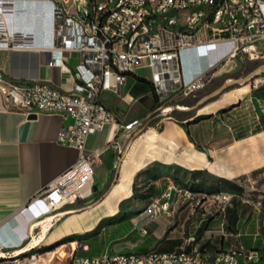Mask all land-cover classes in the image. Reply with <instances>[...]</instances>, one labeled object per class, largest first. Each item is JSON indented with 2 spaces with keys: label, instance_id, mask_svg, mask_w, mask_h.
Wrapping results in <instances>:
<instances>
[{
  "label": "crops",
  "instance_id": "0c3cea01",
  "mask_svg": "<svg viewBox=\"0 0 264 264\" xmlns=\"http://www.w3.org/2000/svg\"><path fill=\"white\" fill-rule=\"evenodd\" d=\"M5 1L6 11L0 17V28H5L13 41L5 46L6 36H1L0 67L8 76L20 81H42L62 91H74L76 77L63 71L59 62L63 55L65 64L73 70L79 62V54L64 51L60 55L52 50V4L42 0ZM256 45L263 54L258 66L249 67L255 60L239 55L227 65L240 70L236 76L208 77L195 93L174 95L169 111L176 109L184 119L167 111L143 130L127 131L120 137L118 143L123 157L119 163L116 162L118 149L108 145L116 139L118 123L125 125L154 111L152 87L148 84L152 103L138 111L135 104L139 97L133 90L139 81L135 76L128 77L121 96L103 91L102 98L115 121L91 134L87 141L88 149L101 150L94 179V193L100 194L92 202H84L88 204L83 207L75 208L78 200L55 214H49L45 206L33 205V202L79 158L78 149L59 140L60 131L69 126L73 118L55 112H40L29 117L20 109L6 107L0 100V252L17 250L37 229L42 234L44 224L40 222L48 215L52 219L44 240L54 242L71 235H84L89 232L91 222L83 230H77L75 224L84 218L91 220L94 216L91 211L113 191H116L117 207L110 216L117 215L122 200L131 196L138 176L155 179L180 170L191 175L205 172L219 179L220 188L233 187L238 192L232 194L236 198L233 197L230 204L219 205L218 212L210 218L204 216L202 209L194 213L186 206L172 217L164 213L152 216L145 209L131 217L136 230L141 226L148 230L136 247L139 252L173 251L181 246L188 250L198 248L208 252L211 264H215L216 253L208 249L207 234L221 232L225 235V225L238 227L243 221L258 218L255 210L251 215L240 211L239 199L246 190L245 182L249 181V189L264 193V113L260 110L264 102V77H251L264 66V36L256 39ZM222 50L209 57H200L199 51H184L183 78H196ZM49 61H57V64ZM146 78L150 80L151 76ZM255 79L259 80L257 88L252 86ZM182 98L191 103L178 104ZM198 180H186V183L197 184ZM191 236L195 239L189 240ZM225 242L221 237L219 244L224 249ZM68 248L72 251V246Z\"/></svg>",
  "mask_w": 264,
  "mask_h": 264
},
{
  "label": "built area",
  "instance_id": "2783aa9c",
  "mask_svg": "<svg viewBox=\"0 0 264 264\" xmlns=\"http://www.w3.org/2000/svg\"><path fill=\"white\" fill-rule=\"evenodd\" d=\"M42 1L52 4V50L60 55L64 51L79 54V62L73 70L65 64L63 55L59 62L63 71L76 77L77 88L62 91L42 81H20L8 76L0 67V100L6 107L20 109L27 115L55 112L73 118L72 123L60 131L59 140L78 149L79 158L45 187L33 202V205L47 207L48 212L87 199L94 193L101 150L88 149L87 141L91 134L115 121L114 114L102 98L103 91L121 96L128 77L139 75V68H150V81L157 96L173 97L177 92L190 95L205 85L208 77H214L239 55L253 60L263 58L256 39L264 36V0ZM6 2L0 0V17L6 11ZM2 35L6 36L4 45L9 46L13 39L3 27L0 28V43ZM221 48L222 54L210 61L196 78H183L184 51H199L200 57H209ZM226 60L230 62L225 63ZM49 63L53 65L57 61ZM258 83L259 80L255 79L252 86L257 88ZM169 109L168 106L164 110ZM260 110L264 113V102ZM153 113L125 125L118 123L116 139L108 145L118 149L117 163L123 157L118 139L127 131L143 130L145 120ZM164 196L166 200H154L149 204L147 209L152 216L158 213L174 216L180 197L190 202L193 211L209 197L190 185H172ZM212 196L213 202L219 205L230 204L233 198L232 193L224 190ZM244 201L258 211L264 206L259 198L248 196ZM203 214L206 216V211ZM137 232L148 234L144 226ZM194 239V236L189 238ZM81 248L88 250V243H83ZM238 259L255 261L258 253L230 248L214 257L215 264H237ZM0 264H4L1 259ZM70 264H211V256L205 250H188L181 246L177 250L163 252L74 254Z\"/></svg>",
  "mask_w": 264,
  "mask_h": 264
},
{
  "label": "rangeland",
  "instance_id": "374dc122",
  "mask_svg": "<svg viewBox=\"0 0 264 264\" xmlns=\"http://www.w3.org/2000/svg\"><path fill=\"white\" fill-rule=\"evenodd\" d=\"M261 59L255 60V62L249 64V67H255L261 64ZM229 60H226L225 63H229ZM240 70H234L233 67L225 65L221 68L214 77H234ZM137 74L150 77L151 69L150 68H139L137 69ZM251 77H264V66H260ZM152 93L153 89L151 88ZM134 94L139 97L137 103L135 104V111L140 110L141 108H146L152 103V97L150 94V87L147 83L139 81L134 90ZM193 99V98H191ZM158 106L155 108L154 113L145 120V126L154 123L158 120L164 113L166 109L174 100L175 97L157 96ZM153 111V110H151ZM169 111V110H168ZM198 178L199 182L197 184L186 183V180H192ZM154 180L152 184L154 185L153 191L145 189L143 185V179L141 184L137 185L136 190L132 191L131 196L124 198L120 205L118 206L119 213L117 215L112 214L111 212L114 208L117 207L115 202L114 195L116 191H113L109 197H107L102 204L95 207L91 213L94 215L91 220L87 221L85 218L80 221V223L75 224L77 230H83L87 226L88 222H91L89 225V232L84 235L77 236H67L60 240L49 242L48 240H42L35 248L32 250L22 252L18 254V250L31 241L38 239L41 236L40 229H37L31 236L28 238L20 248L15 249L12 252L6 253L5 256L1 257V261L4 264H30L31 260H39L42 264H70L74 254L80 253V255L94 256L99 255L105 252L110 253H121V252H139V249L136 247L137 242L142 240L145 235H142L137 232L136 226H134L133 219L131 217L140 214L145 209L147 210L149 204L154 200L164 201L166 197L164 194L167 192V189L173 184H180L181 186L190 185L196 190H202L207 192V188L213 189V192H218L221 189L228 191L230 193L237 192L233 187H222L217 188L216 182L211 181V177L205 172H196L188 174L187 172L180 170H172L167 172L165 175L157 178H151ZM137 178L134 181V186L136 184ZM248 182L246 184V190L241 193L242 197L239 199L240 211L243 213H249L250 215L254 213L258 215L253 221H243L238 227L224 226V233L221 232L209 233L207 239L208 249L211 252L218 253L220 251L230 249V248H240L245 249L247 252L255 251L258 253V259L255 261H246L244 259H238L237 264H264V206L258 211L252 204L244 201L246 197L259 198L264 200V193L257 192L254 189H249ZM127 188L128 185H127ZM238 193V192H237ZM100 193H93L87 199H83L75 207H83L88 203L86 201L92 202ZM202 197V196H201ZM233 197L236 198L235 195ZM192 209L189 201H183V198L180 197L177 205L175 206V216L184 208ZM202 209L201 212L206 211V218H210L212 214H216L220 206L217 202H213L212 194H209V197L205 198V202L202 206L198 205L194 213ZM65 209L55 210L49 214H55ZM149 215L152 213L147 212ZM124 214V215H123ZM115 215V216H113ZM123 215V216H121ZM121 216V217H120ZM124 217V218H122ZM147 228V227H146ZM233 233V234H231ZM226 240L225 247L220 246V238ZM214 242H210L213 240ZM75 241L74 243H72ZM83 243H88L90 249L88 251H83L81 245ZM72 246V251L68 247ZM77 247V248H76ZM35 255V256H34Z\"/></svg>",
  "mask_w": 264,
  "mask_h": 264
},
{
  "label": "trees",
  "instance_id": "16d2710c",
  "mask_svg": "<svg viewBox=\"0 0 264 264\" xmlns=\"http://www.w3.org/2000/svg\"><path fill=\"white\" fill-rule=\"evenodd\" d=\"M183 56V55H182ZM182 61H183V58H182ZM135 76V78L138 80V81H141V82H145L147 84H149L151 87H152V84H151V81L149 79H147L146 77H143V76H139V75H133ZM153 98H154V103L152 105V109H155L157 106H158V100H157V95L155 93H153ZM191 102L189 99L187 98H182L178 101V104H185V105H189ZM169 115H172L180 120L184 119V118H181V115L179 114V112L176 110V109H172L171 111H169ZM151 125V124H150ZM142 181L143 179V185H144V188L145 189H148V190H151L153 191L154 189V185L152 184V179L151 178H148V177H145V176H138L137 177V181H136V184L135 186L133 187L134 191L136 190L137 188V185L139 184V181ZM211 181H215L216 182V185H217V188H220L219 187V179H216V178H213L211 177ZM193 188V187H192ZM194 190H196L195 188H193ZM208 190V193L206 192V194H214V193H217V192H213V189H211L210 187L207 188ZM196 191H200V192H203L202 190H196ZM205 193V192H203ZM99 196V195H98ZM82 200L80 199L78 202H81ZM264 202V201H263ZM231 226V225H230ZM71 236H77V235H71ZM26 241L23 242V244H25ZM22 244V245H23Z\"/></svg>",
  "mask_w": 264,
  "mask_h": 264
},
{
  "label": "bare ground",
  "instance_id": "6f19581e",
  "mask_svg": "<svg viewBox=\"0 0 264 264\" xmlns=\"http://www.w3.org/2000/svg\"><path fill=\"white\" fill-rule=\"evenodd\" d=\"M47 210H48V208H47ZM51 219H52V216L48 215V216H46V218L43 221L40 222V223H42V225L44 224V229H43V232H42L41 236L38 239H35V240L31 241L30 243H28L24 247L20 248L18 250V254H20L22 252H26V251L32 250L33 248H35L44 239L46 231L48 230V228L50 226ZM47 221H49V223ZM3 256H5V253L4 252H0V257H3ZM30 264H42V263L39 260H31Z\"/></svg>",
  "mask_w": 264,
  "mask_h": 264
},
{
  "label": "water",
  "instance_id": "95a60500",
  "mask_svg": "<svg viewBox=\"0 0 264 264\" xmlns=\"http://www.w3.org/2000/svg\"><path fill=\"white\" fill-rule=\"evenodd\" d=\"M37 114H35V113H31V114H29V117H35Z\"/></svg>",
  "mask_w": 264,
  "mask_h": 264
}]
</instances>
